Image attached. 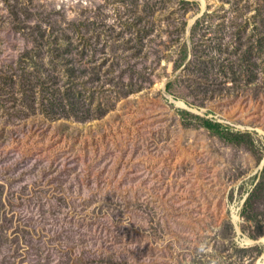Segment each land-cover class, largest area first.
<instances>
[{
  "label": "rangeland",
  "instance_id": "obj_1",
  "mask_svg": "<svg viewBox=\"0 0 264 264\" xmlns=\"http://www.w3.org/2000/svg\"><path fill=\"white\" fill-rule=\"evenodd\" d=\"M263 257L264 0H0V264Z\"/></svg>",
  "mask_w": 264,
  "mask_h": 264
},
{
  "label": "trees",
  "instance_id": "obj_2",
  "mask_svg": "<svg viewBox=\"0 0 264 264\" xmlns=\"http://www.w3.org/2000/svg\"><path fill=\"white\" fill-rule=\"evenodd\" d=\"M203 127L212 132L213 134L218 135L223 139H226L227 141H232V138H234L233 136H236V134H233V132H231L229 127H224L222 124L219 123L205 121L203 123ZM237 136H239V134H237Z\"/></svg>",
  "mask_w": 264,
  "mask_h": 264
},
{
  "label": "bare ground",
  "instance_id": "obj_3",
  "mask_svg": "<svg viewBox=\"0 0 264 264\" xmlns=\"http://www.w3.org/2000/svg\"><path fill=\"white\" fill-rule=\"evenodd\" d=\"M263 258H264V257H263ZM262 264H264V262H263Z\"/></svg>",
  "mask_w": 264,
  "mask_h": 264
}]
</instances>
